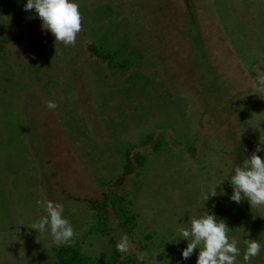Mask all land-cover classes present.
<instances>
[{
  "label": "rangeland",
  "instance_id": "374dc122",
  "mask_svg": "<svg viewBox=\"0 0 264 264\" xmlns=\"http://www.w3.org/2000/svg\"><path fill=\"white\" fill-rule=\"evenodd\" d=\"M23 2L0 7V264H54L55 248L68 244L109 256L122 234L129 249L119 258L148 251L139 239L149 236L156 264H195L198 249L181 259L186 241L175 229L204 210L237 238L236 264L246 236L261 244L249 264H264V206L230 201L224 180L264 138V90L254 88L264 74V0H76L81 28L70 45ZM101 42L127 66L92 55L88 45ZM209 184L217 194L205 201ZM112 194L134 215L131 230L108 206ZM44 200L63 205L70 242L31 228Z\"/></svg>",
  "mask_w": 264,
  "mask_h": 264
},
{
  "label": "clouds",
  "instance_id": "9594fccd",
  "mask_svg": "<svg viewBox=\"0 0 264 264\" xmlns=\"http://www.w3.org/2000/svg\"><path fill=\"white\" fill-rule=\"evenodd\" d=\"M23 10L32 11L41 21L42 30H47L56 42L64 45L74 44L76 35L81 28V14L76 0H24ZM254 88L256 91L264 90V74L256 77ZM49 108H54L53 102H48ZM264 138L259 136V142L239 164H233L226 179L231 187L228 199L237 204L246 200L251 207L264 206V159L258 153L264 152ZM223 180V181H224ZM218 185L209 184L202 189V196L207 201L215 196ZM221 194H224L223 191ZM41 204L40 200L36 201ZM45 215L33 221L31 228L50 235L57 244L70 242L73 237V228L67 218L62 215L63 205L53 200H44ZM185 226L175 229L177 239L186 241V246L180 249L181 259L187 260L194 249L196 253L195 264H236L241 249L237 246L236 237L228 235L229 227L225 221L209 210L200 215H188ZM243 245L242 261L249 264L261 249L257 239L244 237L239 240ZM118 252H127L129 241L127 234H122L115 245ZM155 253L138 251L136 260L138 264H156Z\"/></svg>",
  "mask_w": 264,
  "mask_h": 264
},
{
  "label": "trees",
  "instance_id": "16d2710c",
  "mask_svg": "<svg viewBox=\"0 0 264 264\" xmlns=\"http://www.w3.org/2000/svg\"><path fill=\"white\" fill-rule=\"evenodd\" d=\"M6 1L9 2V0H6ZM2 5H3L2 0H0V7H2ZM105 45L106 43L104 42H101L99 44L91 43L88 45V50L90 51L92 55L96 56L97 59L105 61L106 62L105 65L108 66L109 68H115L116 70V69H122L125 66H127L126 60H123V64L121 66H116L115 60H116L117 55L121 54L120 50L111 51ZM153 137L154 136L152 134L148 135L146 139L142 142L140 148L151 144L153 141ZM161 147H162V140L160 139L158 141H155L152 144L151 150L153 152H159ZM130 154L131 152L128 151L126 155L127 160H126V167L124 171L125 174L129 173L130 171L129 170L130 168L127 167L129 165L128 158ZM136 158H137L136 160H138L137 163L139 167H143L146 162V156L143 153H140L136 155ZM108 204H109L108 206L114 210L118 220L124 226V228L131 230L133 227L134 215H131L129 213L127 206L124 205L118 199L116 194H112L109 197ZM98 216L100 217V219L98 218V221H100L102 225V227H98V228L100 229V232L102 234H105L108 236L109 229L106 223H104L105 221H104L103 215L100 213V214H97V217ZM148 238L149 236H145L139 239V242L142 245L143 249L152 251V247L147 246V243H146ZM119 257H120V252L116 250L115 246L113 247V250L109 256L105 254H102L100 256H91V255L85 254L82 251V247L80 246V244H68V245H62L60 247L55 248V256H54L53 261H54V264H138V261L136 260V258L128 257V258L122 259Z\"/></svg>",
  "mask_w": 264,
  "mask_h": 264
}]
</instances>
